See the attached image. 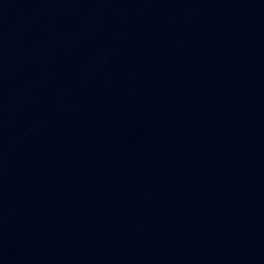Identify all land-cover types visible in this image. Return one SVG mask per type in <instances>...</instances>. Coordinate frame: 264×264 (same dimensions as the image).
<instances>
[{
	"label": "water",
	"instance_id": "1",
	"mask_svg": "<svg viewBox=\"0 0 264 264\" xmlns=\"http://www.w3.org/2000/svg\"><path fill=\"white\" fill-rule=\"evenodd\" d=\"M0 264H264V0H0Z\"/></svg>",
	"mask_w": 264,
	"mask_h": 264
}]
</instances>
